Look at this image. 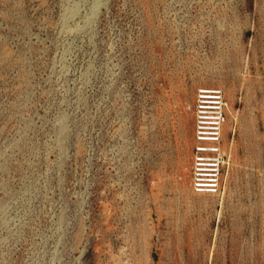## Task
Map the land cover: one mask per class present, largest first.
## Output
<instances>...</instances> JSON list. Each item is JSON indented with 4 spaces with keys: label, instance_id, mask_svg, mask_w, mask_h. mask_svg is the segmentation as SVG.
I'll return each instance as SVG.
<instances>
[{
    "label": "rangeland",
    "instance_id": "obj_1",
    "mask_svg": "<svg viewBox=\"0 0 264 264\" xmlns=\"http://www.w3.org/2000/svg\"><path fill=\"white\" fill-rule=\"evenodd\" d=\"M0 264H264V0H0Z\"/></svg>",
    "mask_w": 264,
    "mask_h": 264
},
{
    "label": "built area",
    "instance_id": "obj_2",
    "mask_svg": "<svg viewBox=\"0 0 264 264\" xmlns=\"http://www.w3.org/2000/svg\"><path fill=\"white\" fill-rule=\"evenodd\" d=\"M225 114V95L220 88L198 90L194 108L196 145L192 186L195 193L216 194L220 190L224 165L220 142Z\"/></svg>",
    "mask_w": 264,
    "mask_h": 264
},
{
    "label": "bare ground",
    "instance_id": "obj_3",
    "mask_svg": "<svg viewBox=\"0 0 264 264\" xmlns=\"http://www.w3.org/2000/svg\"><path fill=\"white\" fill-rule=\"evenodd\" d=\"M194 119L195 118V115H194ZM195 121V120H194ZM223 125V124H222ZM221 130H222V127H221ZM221 136H222V131H221ZM223 138V137H222ZM227 151L225 150L222 146H220V153L224 154V152ZM192 177H193V163H192ZM193 187V186H192Z\"/></svg>",
    "mask_w": 264,
    "mask_h": 264
}]
</instances>
